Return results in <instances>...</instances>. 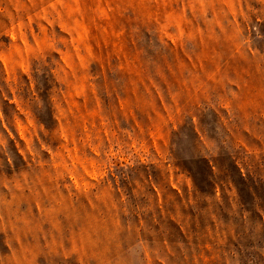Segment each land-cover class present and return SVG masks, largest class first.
Returning a JSON list of instances; mask_svg holds the SVG:
<instances>
[{
  "label": "rangeland",
  "instance_id": "obj_1",
  "mask_svg": "<svg viewBox=\"0 0 264 264\" xmlns=\"http://www.w3.org/2000/svg\"><path fill=\"white\" fill-rule=\"evenodd\" d=\"M232 163L264 181V0H0V264H264Z\"/></svg>",
  "mask_w": 264,
  "mask_h": 264
},
{
  "label": "trees",
  "instance_id": "obj_2",
  "mask_svg": "<svg viewBox=\"0 0 264 264\" xmlns=\"http://www.w3.org/2000/svg\"><path fill=\"white\" fill-rule=\"evenodd\" d=\"M236 166V163H232L228 167L220 168V172L223 170L222 181H229L236 187L240 201L247 209H252L254 206L252 203H255V198H257L261 202H256V204L264 212V181L261 178H254L250 175L247 178L240 176L241 180H236L234 177V173L237 170ZM183 168L192 177L195 187L200 192L206 193L209 188L215 187L217 175L209 160L203 156L198 157L194 164L185 165ZM251 254H253L252 251Z\"/></svg>",
  "mask_w": 264,
  "mask_h": 264
}]
</instances>
